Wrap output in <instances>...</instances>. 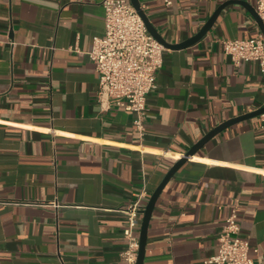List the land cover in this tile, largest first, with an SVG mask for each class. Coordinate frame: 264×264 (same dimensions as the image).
<instances>
[{"label":"crops","instance_id":"obj_1","mask_svg":"<svg viewBox=\"0 0 264 264\" xmlns=\"http://www.w3.org/2000/svg\"><path fill=\"white\" fill-rule=\"evenodd\" d=\"M223 1L139 0L171 43L197 32ZM103 13L101 0H0V264H119L120 208L142 187L145 204L208 130L264 104L258 61L235 63L219 42L260 30L232 2L197 41L164 46L138 129L133 110L97 101L88 50L104 32ZM263 173L259 115L215 133L161 190L142 264H214L205 260L232 205L248 255L264 261Z\"/></svg>","mask_w":264,"mask_h":264},{"label":"built area","instance_id":"obj_2","mask_svg":"<svg viewBox=\"0 0 264 264\" xmlns=\"http://www.w3.org/2000/svg\"><path fill=\"white\" fill-rule=\"evenodd\" d=\"M170 2L165 0L167 4ZM101 4L104 32L93 38L88 50L98 76L97 101L104 109L118 105L133 110L134 124L141 129L147 110V93L155 85L164 45L148 31L130 0H101ZM254 7L264 23V0H255ZM219 42L235 63L257 60L264 73V36L260 30L254 37L219 38ZM259 116L264 125V112ZM134 194V199L120 208L126 215V223L123 227L125 246L120 252L119 264H135L137 258L142 199L147 191L142 187ZM48 203L58 206L57 200ZM236 217L237 208L232 205L217 236L216 252L205 262L264 264V261L255 263L248 255L249 243L239 236Z\"/></svg>","mask_w":264,"mask_h":264},{"label":"water","instance_id":"obj_3","mask_svg":"<svg viewBox=\"0 0 264 264\" xmlns=\"http://www.w3.org/2000/svg\"><path fill=\"white\" fill-rule=\"evenodd\" d=\"M131 3L134 5L138 13L141 15L148 31L158 40L160 41L164 46L171 47V48H179L187 46L198 39H200L212 26L214 23L217 15L221 11L223 7H225L227 4L232 2H238L243 4L252 14L254 17L257 25L259 26V29L261 30L263 36H264V23L261 19V17L258 15L255 7L245 1V0H225L221 2L210 14V16L206 19V21L201 25L199 30L189 36L188 38L181 40L179 42H167L162 38V36L156 31L155 27L150 23L146 13L142 9L139 0H130ZM264 112V104L258 108H255L253 110H250L248 112L239 114L237 116H233L231 118H228L210 130H208L202 137H200L194 144H192L189 149L185 151V153L178 158L176 161L173 162V164L168 168L165 175L163 176L162 180L159 182V184L155 187V189L151 192L149 195L146 203L144 204L143 208L141 209L142 217L140 221V227H139V246H138V252H137V258L135 264H142L143 256H144V248H145V242H146V236H147V227L150 219L151 212L153 210V207L155 205V202L165 186V184L168 182L170 177L173 175V173L176 171V169L188 158L190 154H192L197 148H199L206 140H208L210 137H212L215 133L219 132L220 130L224 129L225 127L233 124L236 121L259 115L260 113Z\"/></svg>","mask_w":264,"mask_h":264}]
</instances>
